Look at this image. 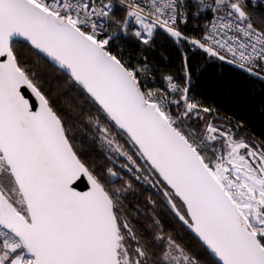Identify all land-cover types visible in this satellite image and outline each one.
<instances>
[{"label":"snow or ice","instance_id":"1","mask_svg":"<svg viewBox=\"0 0 264 264\" xmlns=\"http://www.w3.org/2000/svg\"><path fill=\"white\" fill-rule=\"evenodd\" d=\"M257 6L0 0V264H264V139L191 95L193 68L183 50L187 44L206 62L264 81V13H254ZM189 18L194 34L183 30ZM159 32L181 49L183 80L165 74L166 86L153 88L143 79L147 65H129L111 44L123 34L147 46ZM18 45L96 107L85 122L107 159L123 158L121 169L158 188L207 260L162 231L149 249L124 210L131 181L114 167L98 173L82 159L72 128L21 62ZM84 179L87 190H77ZM153 224L159 229L158 219Z\"/></svg>","mask_w":264,"mask_h":264},{"label":"trees","instance_id":"2","mask_svg":"<svg viewBox=\"0 0 264 264\" xmlns=\"http://www.w3.org/2000/svg\"><path fill=\"white\" fill-rule=\"evenodd\" d=\"M253 12L264 13V8L256 7ZM118 15L122 13L118 12ZM112 50L124 56L131 65L136 63L132 58L136 59L138 55L145 54L147 62L144 65L151 69L158 82L163 81L162 76L165 74H172L177 80H183L181 49L163 32L155 35L152 47L138 44L130 36H123L118 48L113 46ZM183 50L193 68L191 95L203 105L213 107L223 120L232 124L243 121L244 128L241 132L264 139V81L248 76L227 64L206 62L200 51H191L186 44ZM17 51L21 62L36 74L39 87L54 108L66 118L72 128V141L88 166L94 167L98 173L114 167L124 180L131 181L133 189L124 199V210L135 225L137 234L147 241L149 249L153 250L155 232L162 231L165 236L171 235L193 255L199 258L203 255L204 260H207L205 251L198 246L190 230L171 212L158 188H153L142 180H135L131 174L121 169L123 158H114L112 161L107 159L109 153L101 147L95 130L85 122L86 116L97 114L96 107L86 102L83 93L69 84L65 76L56 73L45 61H37L27 45H18ZM122 183V180L116 181L117 186ZM149 198L154 203H149ZM154 219L159 220V229L153 224ZM158 242L163 241L155 242L157 254Z\"/></svg>","mask_w":264,"mask_h":264},{"label":"built area","instance_id":"3","mask_svg":"<svg viewBox=\"0 0 264 264\" xmlns=\"http://www.w3.org/2000/svg\"><path fill=\"white\" fill-rule=\"evenodd\" d=\"M257 7H261V8H264V4H259V0H258V6ZM253 20L255 22L256 18L253 17ZM193 23L194 21L191 20V18H189V23L187 25L186 28H184L183 30L188 33V34H194L196 33L198 30L194 29L193 28ZM129 31H131V28L129 29ZM124 35L121 34L119 35L117 38H115L111 44V48H113V46L117 47L121 44L122 42V37ZM132 39H134L138 44H141V45H144L142 43H140L136 38H134L133 36L129 35ZM154 40H155V37L152 39L151 43L149 45H147L146 47H152L153 44H154ZM187 48L190 50L189 46L186 44ZM115 52V51H114ZM122 58L129 64L131 65L129 62L124 56H122ZM132 60L135 63V65H140V64H145L147 62V56L145 54H140L137 56L136 59H133ZM148 67V66H147ZM148 70H149V73L150 75H147L144 79V82L148 85V87H153V88H156V87H159V88H164L166 85H165V82L164 80L162 82H158L157 79L153 76V72L151 71V69L148 67Z\"/></svg>","mask_w":264,"mask_h":264},{"label":"water","instance_id":"4","mask_svg":"<svg viewBox=\"0 0 264 264\" xmlns=\"http://www.w3.org/2000/svg\"><path fill=\"white\" fill-rule=\"evenodd\" d=\"M26 95L28 96L30 102H32L34 104V106L38 105V101L36 100L35 96H33L31 93H29L27 91H26ZM76 187H77V190H79V191H86L87 190L86 179L79 181L77 183Z\"/></svg>","mask_w":264,"mask_h":264},{"label":"flooded vegetation","instance_id":"5","mask_svg":"<svg viewBox=\"0 0 264 264\" xmlns=\"http://www.w3.org/2000/svg\"><path fill=\"white\" fill-rule=\"evenodd\" d=\"M162 247H163V243L158 242V243L156 244V248H157V249H160V248H162ZM200 258H201L202 261L204 260V256H203V255H201Z\"/></svg>","mask_w":264,"mask_h":264}]
</instances>
